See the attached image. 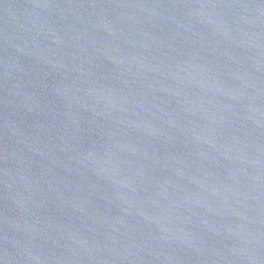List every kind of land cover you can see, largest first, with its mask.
I'll return each instance as SVG.
<instances>
[{
    "label": "water",
    "instance_id": "1",
    "mask_svg": "<svg viewBox=\"0 0 264 264\" xmlns=\"http://www.w3.org/2000/svg\"><path fill=\"white\" fill-rule=\"evenodd\" d=\"M0 264H264V0H0Z\"/></svg>",
    "mask_w": 264,
    "mask_h": 264
}]
</instances>
